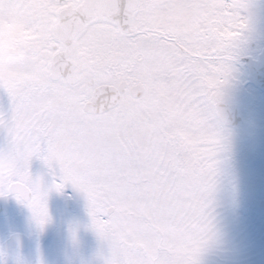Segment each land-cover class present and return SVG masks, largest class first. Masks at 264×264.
Returning a JSON list of instances; mask_svg holds the SVG:
<instances>
[{
  "label": "snow or ice",
  "instance_id": "1",
  "mask_svg": "<svg viewBox=\"0 0 264 264\" xmlns=\"http://www.w3.org/2000/svg\"><path fill=\"white\" fill-rule=\"evenodd\" d=\"M250 0H0V195L49 222L71 184L101 264H201L233 135L221 107ZM40 160L54 183L34 179Z\"/></svg>",
  "mask_w": 264,
  "mask_h": 264
},
{
  "label": "rangeland",
  "instance_id": "2",
  "mask_svg": "<svg viewBox=\"0 0 264 264\" xmlns=\"http://www.w3.org/2000/svg\"><path fill=\"white\" fill-rule=\"evenodd\" d=\"M251 2L256 25H264V0ZM233 67L235 79L225 90V95L234 96L240 104L241 114L249 124V138L243 141L231 129L232 157L226 187L214 210L217 237L201 256V264H264V211L259 207L264 199V94L256 95L251 87L244 86L245 69L240 61ZM34 164L35 160L31 163L33 178H42L47 186V168L40 167L37 172ZM83 204L88 213V202ZM12 205L17 210V199H12ZM17 214L18 211H13L8 219L0 220V241L11 229L28 231L30 219L26 215L19 219ZM5 264H14V257L6 259Z\"/></svg>",
  "mask_w": 264,
  "mask_h": 264
},
{
  "label": "flooded vegetation",
  "instance_id": "3",
  "mask_svg": "<svg viewBox=\"0 0 264 264\" xmlns=\"http://www.w3.org/2000/svg\"><path fill=\"white\" fill-rule=\"evenodd\" d=\"M17 37L9 32L0 40V48L5 51H17ZM264 48V28L256 27V33L251 42L241 48L240 59L257 58ZM242 69H247L245 65ZM6 95L0 96V102ZM39 167H46L37 160ZM47 168V167H46ZM47 186L51 188L54 180L50 170L46 171ZM48 200L51 203L49 222L41 228L39 225L29 227L31 248L25 253L16 251V264H101L102 255L107 254V244L92 228L91 216L86 213V196L71 184L63 191H50ZM72 200L73 207L65 208V202ZM26 204L19 202L18 218L26 211ZM75 208H78L75 210ZM6 254L0 247V264H5Z\"/></svg>",
  "mask_w": 264,
  "mask_h": 264
},
{
  "label": "water",
  "instance_id": "4",
  "mask_svg": "<svg viewBox=\"0 0 264 264\" xmlns=\"http://www.w3.org/2000/svg\"><path fill=\"white\" fill-rule=\"evenodd\" d=\"M247 66L249 67V78L250 82L258 86L261 90L264 91V51L260 55L257 61H248ZM231 102L230 98H226V105L222 104V108L225 111L230 126H233L235 129L243 132V127L246 126V123L238 116V110L235 105L228 107V104ZM246 135H244L245 137ZM261 207L264 209V201L261 202ZM10 212V206L8 203V196L0 197V216H6ZM16 244H23L26 247L29 244V239L22 235L16 234L12 235L5 243V249L9 251ZM25 247V248H26Z\"/></svg>",
  "mask_w": 264,
  "mask_h": 264
},
{
  "label": "clouds",
  "instance_id": "5",
  "mask_svg": "<svg viewBox=\"0 0 264 264\" xmlns=\"http://www.w3.org/2000/svg\"><path fill=\"white\" fill-rule=\"evenodd\" d=\"M250 3L251 0H250ZM253 4V3H252ZM254 5V4H253ZM256 33V21H255V10L254 7L251 9L250 14L246 13L245 15V27L242 28L234 37L233 43L243 47L247 43L251 42L252 39L254 38ZM16 54L23 55V49L18 47Z\"/></svg>",
  "mask_w": 264,
  "mask_h": 264
}]
</instances>
